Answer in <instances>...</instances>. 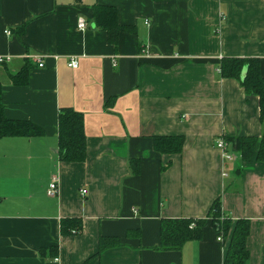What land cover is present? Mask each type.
I'll list each match as a JSON object with an SVG mask.
<instances>
[{
	"label": "crops",
	"instance_id": "crops-1",
	"mask_svg": "<svg viewBox=\"0 0 264 264\" xmlns=\"http://www.w3.org/2000/svg\"><path fill=\"white\" fill-rule=\"evenodd\" d=\"M96 6L128 28L115 44ZM0 56L12 58L4 117L42 132L0 138V264H222L228 242L209 221L199 240L160 249L161 221L205 219L216 200L249 224L245 264H264V162L237 172L226 140L261 136L259 101L219 73L223 58H255L264 78V0H0ZM63 110L82 116L83 162L58 160ZM155 136L182 137L181 153L155 152ZM65 219L80 231L63 232Z\"/></svg>",
	"mask_w": 264,
	"mask_h": 264
},
{
	"label": "trees",
	"instance_id": "trees-1",
	"mask_svg": "<svg viewBox=\"0 0 264 264\" xmlns=\"http://www.w3.org/2000/svg\"><path fill=\"white\" fill-rule=\"evenodd\" d=\"M94 25L107 33L108 41L115 44L119 33L126 32L128 28L116 23V13L111 7H94ZM31 64L25 63L21 70L10 77L14 86H24L28 82V72ZM245 72L244 77L242 73ZM219 73L221 77L232 78L239 81L247 96H255L259 101L260 119L264 124V78L260 76L259 61L255 58H223L220 62ZM1 94V86H0ZM3 104L0 100V138L1 137H37L42 132L29 122L9 120L4 117ZM58 129V160L61 162H83L85 160V136L83 133L82 116L72 110H63L57 118ZM232 152L240 166L250 161L253 156L259 163L264 162V126L259 138H228ZM153 150L164 155L180 154L183 146L182 137H152ZM132 174L138 171L137 161H131ZM220 200L214 201L205 219H181L161 221L160 249L163 251L181 248L184 242L199 240L201 230L207 221L216 233L221 234L223 241L228 245L222 264H245L248 259L246 238L249 233V224L245 220H231L222 215ZM71 224H74L71 227ZM62 231L78 232L81 229L80 220L61 221ZM72 232V233H73Z\"/></svg>",
	"mask_w": 264,
	"mask_h": 264
},
{
	"label": "built area",
	"instance_id": "built-area-1",
	"mask_svg": "<svg viewBox=\"0 0 264 264\" xmlns=\"http://www.w3.org/2000/svg\"><path fill=\"white\" fill-rule=\"evenodd\" d=\"M85 28H86V24H85L84 20L82 18H79L77 20V30L82 31ZM4 33H5V35H10V33L8 31H5ZM11 59L12 58L10 56H0V65L10 63ZM34 62L37 63V66L39 68L42 67V64H41V61H40L39 58H34ZM68 64H69L70 68H72V69H75L77 67V62L75 60H73V59L70 60ZM215 147L218 150L221 151V154H222L221 156H222L223 159H226V160L233 159V155L232 154H228L226 152V144L224 143V141H221V140L217 141L216 144H215ZM46 193H47V195L49 197H53V196L56 195V193H57V185H56V182L54 180H52L51 183L48 185ZM80 194L81 195L85 194V191L82 190L80 192ZM217 240L220 241L221 240L220 237L217 238Z\"/></svg>",
	"mask_w": 264,
	"mask_h": 264
},
{
	"label": "water",
	"instance_id": "water-1",
	"mask_svg": "<svg viewBox=\"0 0 264 264\" xmlns=\"http://www.w3.org/2000/svg\"><path fill=\"white\" fill-rule=\"evenodd\" d=\"M244 75H245V72L242 73V77H244Z\"/></svg>",
	"mask_w": 264,
	"mask_h": 264
}]
</instances>
